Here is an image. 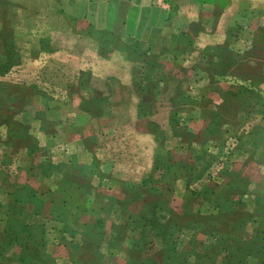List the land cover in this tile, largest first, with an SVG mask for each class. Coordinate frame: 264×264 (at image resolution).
I'll return each instance as SVG.
<instances>
[{
    "label": "rangeland",
    "instance_id": "rangeland-1",
    "mask_svg": "<svg viewBox=\"0 0 264 264\" xmlns=\"http://www.w3.org/2000/svg\"><path fill=\"white\" fill-rule=\"evenodd\" d=\"M131 1L0 0V264H264V0Z\"/></svg>",
    "mask_w": 264,
    "mask_h": 264
},
{
    "label": "crops",
    "instance_id": "crops-1",
    "mask_svg": "<svg viewBox=\"0 0 264 264\" xmlns=\"http://www.w3.org/2000/svg\"><path fill=\"white\" fill-rule=\"evenodd\" d=\"M121 1H125L127 4H129V7H128V10H126V13H125V18L127 17V19H129L131 16V11H132V9H131V7L133 6L132 5V1L131 0H121ZM130 3H131V5H130ZM121 12V10H120V8H119V6H118V8H117V16L119 15V13ZM124 18V19H125ZM129 21V20H128Z\"/></svg>",
    "mask_w": 264,
    "mask_h": 264
},
{
    "label": "trees",
    "instance_id": "trees-1",
    "mask_svg": "<svg viewBox=\"0 0 264 264\" xmlns=\"http://www.w3.org/2000/svg\"><path fill=\"white\" fill-rule=\"evenodd\" d=\"M9 65H10L9 63L6 64V66H9Z\"/></svg>",
    "mask_w": 264,
    "mask_h": 264
}]
</instances>
